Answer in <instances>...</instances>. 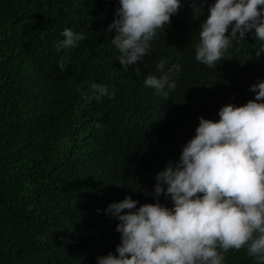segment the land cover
Wrapping results in <instances>:
<instances>
[{
    "label": "trees",
    "instance_id": "1",
    "mask_svg": "<svg viewBox=\"0 0 264 264\" xmlns=\"http://www.w3.org/2000/svg\"><path fill=\"white\" fill-rule=\"evenodd\" d=\"M211 3L181 0L149 54L125 72L107 30L118 0H0V264H95L115 255L118 221L107 205L125 195L152 203L145 189L178 159L197 118L216 120L221 106L253 98L249 85L264 79V53L255 56L252 33L215 68L194 58ZM66 27L84 39L57 51ZM161 57L181 66L167 98L143 84L158 75ZM93 82L114 95H82ZM225 264L257 261L229 249Z\"/></svg>",
    "mask_w": 264,
    "mask_h": 264
},
{
    "label": "clouds",
    "instance_id": "2",
    "mask_svg": "<svg viewBox=\"0 0 264 264\" xmlns=\"http://www.w3.org/2000/svg\"><path fill=\"white\" fill-rule=\"evenodd\" d=\"M180 5L181 0H118L107 30L114 32L109 43L123 71L149 54L158 29L168 26ZM245 33L259 42L254 50L259 57L264 53V0H212L197 32L195 60L215 68ZM59 36L57 51L84 39L67 27ZM66 66L63 59L57 61L59 72ZM180 71L178 62L161 57L155 64L158 75H146L143 84L167 98ZM249 91L252 99L221 106L218 119L197 118L178 159L155 173L151 192L145 189L152 203L125 195L107 205L104 212L118 221L119 243L115 255L97 256L95 264H225V253L241 248L264 264V79L249 85ZM88 92L97 100L114 95L95 82L81 94ZM161 194L170 207L160 203Z\"/></svg>",
    "mask_w": 264,
    "mask_h": 264
}]
</instances>
